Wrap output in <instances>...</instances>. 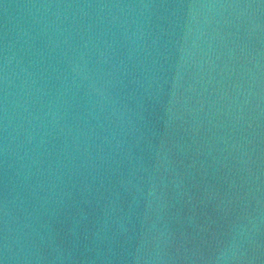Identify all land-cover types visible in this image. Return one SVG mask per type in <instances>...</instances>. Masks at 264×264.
<instances>
[{"label":"water","instance_id":"1","mask_svg":"<svg viewBox=\"0 0 264 264\" xmlns=\"http://www.w3.org/2000/svg\"><path fill=\"white\" fill-rule=\"evenodd\" d=\"M0 264H264V0H0Z\"/></svg>","mask_w":264,"mask_h":264}]
</instances>
